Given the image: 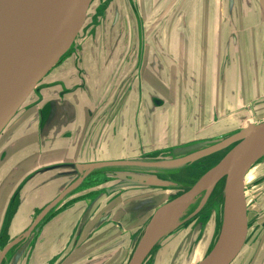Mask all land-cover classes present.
I'll list each match as a JSON object with an SVG mask.
<instances>
[{"label":"rangeland","instance_id":"374dc122","mask_svg":"<svg viewBox=\"0 0 264 264\" xmlns=\"http://www.w3.org/2000/svg\"><path fill=\"white\" fill-rule=\"evenodd\" d=\"M178 1L180 3H176L177 0H93L88 10L86 25L77 37V44L71 48L68 58H71L72 62H78L80 66L82 62L84 63L86 69L82 67V70L86 71L84 74L86 80L93 77L88 63L91 62L97 66L100 62V68L97 70L100 71L96 77L97 84L92 85L96 101L90 99L85 105L87 125L93 128L92 134L96 144L95 148L80 146L76 152L68 153L67 155L73 158L71 162L75 165L66 169L53 170L50 172L51 176L58 177L63 170L80 171L76 162L112 159L139 161L142 165H137L136 168L130 166L102 167L93 172L98 173L101 178H108L102 187L107 192L109 190L112 193L121 192V198H127L131 191L146 188L151 190V194L146 196H150V203L155 204L157 202L155 200L164 193H168L167 199L169 200L173 195L191 188L235 144V142L227 143L230 138L264 121V0H235L233 12L236 16L233 23L228 15L229 0H215V14L211 26L204 27L203 25L204 30H210V36L207 35L205 38L197 37L198 32L195 30L193 13L201 8L199 2L208 3L209 0ZM104 20L107 24L103 23ZM168 30L173 33L175 43L177 40L178 42L182 40L183 49L172 52L165 47L164 41H166ZM96 34L98 39L102 40L100 57L99 51L92 46L93 36ZM233 37L236 38V43ZM226 49H228L227 53ZM67 55L68 53L57 62L40 83L46 82L45 78L51 76L54 70L60 67L61 61L67 60ZM154 55L158 56V65L163 66L162 75L156 74L152 67H148V64L153 62ZM140 62H147V66L142 67L143 64L141 65ZM135 64L137 80L139 77L144 80L143 75L147 73V77L152 78L154 87L162 88L163 96L167 99L166 112H158L152 118L154 123L150 127L144 124L145 117L142 114L145 110L139 102L136 105V114L133 113L131 117L130 132L113 135L108 146L103 145L100 143L101 134L118 110L123 97L116 103L115 113H106L107 117L104 122L93 123L94 118L89 117L87 111L89 108L96 107H100L101 111L104 110L113 98L111 91L116 87L114 84L120 82L124 85L128 77L132 76L136 68H134ZM139 65L143 68L141 73ZM58 78L63 79V76ZM229 80H232V83H229ZM126 86L128 85L121 87L124 89ZM110 97L108 103L100 106ZM34 98L28 99L23 104L0 133V148L6 140H13L7 137L12 134L15 126L18 127L24 121L27 123L35 110ZM147 121L151 122L149 118ZM129 140L131 141L129 147L123 146ZM194 141L199 144L208 143V145L187 150L191 146L189 144H193L191 142ZM218 147L222 148L215 149ZM98 151L108 158L97 157ZM49 156L47 162H43L44 160L37 162L34 156H27L23 159V163L34 171L38 167L43 169L58 160L51 161L52 156ZM4 174L10 177L12 173L6 168ZM28 174L29 172L17 173V177L22 179ZM156 174H162L163 180L168 185L167 190H162L157 185L116 187L118 183L129 180H134L137 184L140 182L166 184L162 179L154 176ZM79 177V173L68 176L67 180L62 181V189L67 188L69 184L73 185ZM262 178H264V151L245 175L249 233L242 251L231 264H264V180L261 181ZM223 184L218 182L215 185L211 198L213 189L208 194L203 193L195 203V206L199 207L196 212L204 213L211 209L203 208L210 198L209 202H212L217 210L215 221L210 222L208 213H206L203 221L200 219L192 226L191 223L197 215L185 213L179 223L184 231L180 236V244L177 245L178 239L169 238L167 233L164 237L168 238L162 242L164 238L162 237L153 251V253L157 251L155 259L152 256L146 264H195L206 256L222 232L224 201L220 196L218 197L217 193ZM149 187L151 188L148 189ZM95 189L96 187L92 185L79 186L64 200L82 199L85 193L95 191ZM15 190L16 186H12L4 191V197L0 201L2 218L6 215L8 202ZM56 199L57 205L64 202L60 200L59 193H55L54 188L46 191L44 189L40 196L38 194L23 208L28 211L27 216L33 214L34 218L44 206ZM23 208L12 213L11 222L3 232L0 258L5 255L6 242L15 239L25 230V228L20 230L16 227L20 220L19 215L24 211ZM103 209L111 210L107 200L103 203ZM32 217L31 220H33ZM40 225L43 223L41 222ZM174 230L177 228L172 229ZM199 232L205 237L198 247L201 246L204 250H200L198 256L191 260L195 251L188 255V243L195 239ZM37 234L38 229H35L29 235L31 237L26 238L27 240L21 239L10 246L6 252L7 256L12 257L10 252L15 251ZM201 252L204 253L201 254ZM127 260L128 256L124 255L109 264H126ZM50 261L39 260L36 264L56 263V261ZM78 262L80 260L71 262V264ZM58 263L70 264L69 260Z\"/></svg>","mask_w":264,"mask_h":264},{"label":"water","instance_id":"95a60500","mask_svg":"<svg viewBox=\"0 0 264 264\" xmlns=\"http://www.w3.org/2000/svg\"><path fill=\"white\" fill-rule=\"evenodd\" d=\"M92 2L93 0H43L41 8L36 12H31L27 7V0H0V133L11 122L23 104L28 99L36 97V89L43 77L72 47L76 46L77 37L86 25L88 10ZM234 4L235 0H229L228 15L232 19V23L236 16L233 12ZM96 38L94 35L92 42ZM233 40L236 43L235 37ZM227 52L228 49H226ZM158 62V56L154 55V60L150 65L155 73L160 75L163 66L158 65ZM121 86L124 85L120 84L117 89L122 88ZM126 89L127 86L122 89V92ZM159 93L143 83H140L139 88L136 89V94H140L144 99L146 112L149 115L154 114L158 109H163L166 105V100ZM53 102H57V99L54 98L41 107V127L45 130V136L52 129ZM54 105L56 107V104ZM57 107L63 109L61 105L57 104ZM34 121L35 117L24 124L19 130V134ZM57 131L60 132V129ZM52 134L53 132L50 133V138L53 137ZM56 134L57 132H54V135ZM234 142L235 144L226 155L188 191L166 203L167 206L187 203L197 196H202L203 193H210L215 185L225 178L223 205L225 211L226 208L230 210L229 222L226 224L224 216L222 232L218 241L205 258L197 264H231L247 241L249 218L244 186L245 174L255 157L264 150V121L227 141L228 144ZM74 165L73 163L66 165L62 163L52 165L50 168L66 169ZM134 165H142V163L131 160H104L86 165L76 164L80 171H76V169L63 170L62 174L79 173L84 176L102 167ZM50 168L46 167L44 170ZM81 176L77 179L81 180ZM78 180L70 188L67 187L62 191L59 196L60 200H63L69 192L76 188ZM131 184H133L132 181H126L121 182L119 186ZM47 214V209L41 212L20 238H16L8 244L4 253L10 246L28 237ZM163 234L158 223V214H156L147 226L135 253L127 264H142Z\"/></svg>","mask_w":264,"mask_h":264},{"label":"crops","instance_id":"0c3cea01","mask_svg":"<svg viewBox=\"0 0 264 264\" xmlns=\"http://www.w3.org/2000/svg\"><path fill=\"white\" fill-rule=\"evenodd\" d=\"M214 4H215V0H209L208 3L199 2V6L201 5L200 6L201 8H198V10L196 9V11L193 13L194 26H195V30L198 32L197 34L198 38L200 37L205 38L207 35L210 36L209 34L210 30L207 29L206 31L204 30V27L211 26V22L213 21L215 14ZM205 21H207L208 23H206ZM101 41L102 40L98 39L97 37L96 40L92 42V46L94 47V49L99 51V57L101 54L100 48H102ZM164 45L165 47H167V49L171 50L172 52L183 49L182 40L180 42H178L177 40L175 43L173 38V33H171L170 30H168L167 32L166 41H164ZM77 64L79 63L75 61L72 62L71 58H69L66 60V62L60 65L59 68L55 69L54 73L51 76H48L47 78L53 77L54 78L53 80H60L64 83V86L71 84L74 85L77 82H80ZM80 67L81 68L84 67V69H86L83 62H82V66ZM88 67L91 69V74L93 77H90L89 80L85 79V86L87 87L86 91L80 89L73 92V95L70 94L69 96H64L62 99H59L57 95L55 97L52 96V94L47 90H45L43 94V96H45L44 100H48V99L51 100L56 98L57 99L56 106L57 104L58 106L59 105L63 106V109H59V114L57 118L52 120L53 122H51V126H52L51 128H53L54 126H58L60 124H63L64 126L66 124L65 120L69 115L72 118H76V121L78 122V125H73L72 127V131L78 133L77 137L75 135L74 136L71 135V137L62 136L63 134H66L67 132L66 129L65 132H62L60 130L59 134L56 137H52L53 139L50 138L51 136L50 133L47 136H45L44 133L43 136L45 137L46 140L43 138L42 144L40 145V141L38 140L37 133L33 129L34 127H32V129L25 130L23 135L19 134L20 133L19 130H21V128L26 123L24 121L20 126L18 127L15 126L12 129V134L10 135V138L13 137L15 140L16 137L17 139L16 145L14 147H9L5 144L7 140L3 142L0 148V201L3 199L4 191L7 188L12 186H17L20 183V181L23 179V178L18 179L17 173H25V172L34 173V170H31L30 167H28L23 163V159H25V157L34 156V158L37 159V162H41L42 160H44L43 162H47L48 157H50L49 155H51L52 156L51 161L55 159H58L57 161H59L63 157L67 158V156H69L67 155L68 153L76 152V150L80 146H82V148H85V144L81 145L82 143H86V142L91 143V141L93 142L96 141L95 137L93 136L92 139L90 138V140H88V137H86L85 133L87 132L89 133L90 128L89 129L87 128V130L84 129V123L85 122L87 123L85 117V105L89 103L90 99L96 101L95 93L92 89V85L97 84L96 77L100 71V70L97 71L100 68V62L97 63V66L94 63L90 62L88 63ZM59 76H63V79H59L58 78ZM71 77L72 79H70ZM148 80L151 82V84L150 83H145V84H147L151 89L153 90L155 89L159 91L163 96L164 93L162 92V88L160 87L159 88L160 90L155 88L154 84L152 83V78L148 77ZM228 82L232 83V80H229ZM114 85L119 86L120 82ZM139 85L140 84L138 83L137 84L138 88ZM57 86L60 87L59 85ZM134 96H135L134 98L135 101L134 100L128 101L127 106L125 107L127 113L124 112L123 114L125 115L127 114L128 116L132 117L133 113L136 114V105L140 102L144 106V110H145V113L143 115L145 117V118L143 117L145 120V124H147L148 126L150 125L151 127L154 123L152 118H154L158 112H163V113L166 112V109L164 107L163 109L156 110L154 114L149 115V113L146 112L147 111L146 104L144 99L141 97V95L135 94ZM33 100L35 101V99ZM166 104H167V99H166ZM41 105L42 103L40 105L38 104L37 106H35V110L34 112H32L27 122H29L33 118V116L37 113V109L39 108V106L41 107ZM131 109L132 111L130 113ZM147 118H149V121L151 122H148ZM128 125L130 127V123ZM111 126L114 127L113 124H111ZM111 128L108 131L106 137L102 139L103 145L108 146L113 135H119V134L121 135V133L124 132V130L122 129L117 131ZM76 143H81V144L78 147H74L73 145ZM42 145H44V147H42ZM94 146L95 143L88 148H95ZM8 150L11 153H13V155H11L10 160L4 162L3 159L1 160V156L3 155V153H6ZM60 163L61 161L59 162L54 161V163L52 164L57 165ZM6 168L8 172L12 173L10 177L4 174ZM12 169H17V170L13 171ZM35 170H40V173H37L36 175H31L30 177L27 178L29 180L27 184L22 188L20 194L22 199L20 209H22L23 206H26L27 202L34 200L38 194L40 196L41 192L44 189L46 191L48 189L54 188L55 193L57 194L58 193L61 194L62 191H64V189H62V185H63L62 181H64L65 179L67 180L68 176L63 175L62 172L59 173L58 177L51 176L50 172L56 169L41 171L44 169L38 167ZM131 192L128 194L127 198L120 197L119 200L121 201L117 203L121 205V208L124 209V210L121 209L123 212L121 211L120 214H121V220L125 222L126 221L132 222L131 220L138 221L139 218L137 219L131 218L133 214H131L132 211H130V209L134 207L137 208V206H139L140 204L146 203V200L141 201L144 197L142 198L137 197L133 195ZM89 202L87 208L88 214L85 212V209L82 208L84 202H79L76 203L70 209L64 210L62 212H58L55 215V217H53L49 221L43 222V225H38L36 228L38 229V234L34 238H31L25 244L23 243L21 247H18L17 249H15V251H13L14 253L10 252L12 257H9L10 260L9 264H28L29 262L31 264H36V262H38L39 260H51L50 262L56 261L55 264H59L58 263L59 261H65V260H69L70 264L71 262L77 260H80V262H78L77 264H109L114 262L115 260H118L121 256L123 257L124 255H126L127 248L129 247V243L123 242L124 239L121 238L120 245H118L119 244L117 243L118 238L120 236L122 237V235L117 234L119 232V229L115 228L113 225L100 227L101 213L96 211L98 209V205H97L98 203L96 202L89 203ZM45 207L46 206H44V208L40 210L38 214H41V212L45 210ZM25 209L26 208H23L24 211L20 213L19 215L20 220L18 221L16 226L17 229L19 228L20 230L24 228L25 230L28 229L31 226L30 225L31 222L32 221L34 222V220L38 215L37 214L34 218L32 217L33 214L27 216L28 211ZM135 214L140 215L137 214V212H135L134 215ZM31 217L33 218V220H31ZM1 218L2 217L0 216V219ZM127 228L128 227H125V229L124 228L123 229L126 230ZM26 238L24 239L27 240L28 238L27 239ZM11 241H9V243ZM116 244L119 247V255L113 257L112 254H114L115 253L114 250L117 249L113 250L112 247ZM202 248L203 247L200 248L201 251H203ZM201 254H203V252H201Z\"/></svg>","mask_w":264,"mask_h":264},{"label":"flooded vegetation","instance_id":"af4514ba","mask_svg":"<svg viewBox=\"0 0 264 264\" xmlns=\"http://www.w3.org/2000/svg\"><path fill=\"white\" fill-rule=\"evenodd\" d=\"M176 3H180V2L177 0ZM103 23L104 24H107V22L105 20H104ZM69 52H68V55H67V59H69L68 57L70 56V53ZM64 62H66V60L63 61V62L61 61L59 63V65H62ZM140 64L141 65L143 64L142 67H144V68L147 66V62H140ZM135 67H136V64H135L134 68ZM142 67L141 66L139 67L140 73L143 70ZM148 67H151L150 63L148 64ZM77 69H78V75H79V78H80V82H77L74 85L73 84H71V85H67L66 84L67 86H64V83L62 81H60V80H53L54 79L53 77L45 78L46 79L45 80L46 82H43V84L42 83L38 84V87H37L36 92H35L36 95L38 94V97L35 98V101H34L35 104H34V106H37L38 104L40 105L42 103V105H41V107H42L47 102H51L52 101V99L51 100L50 99L44 100V96H42V94H44V91L45 90L49 91L52 94V96H54V97L57 95V97L59 99H62L64 96H69L70 94L73 95V92H75L77 90H80V89L86 91L87 90V87L85 86V79H86V77H84L85 76L84 74L86 73V71H83L82 68L79 66V64H77ZM136 69H137V67L135 68L132 76L130 75L128 77L127 81L124 83V85H128L127 86V89H126V92L125 91L122 92V88L117 89L118 87L116 86V87H114L112 89V92H111L112 93L111 97L113 96L111 102L108 103L109 100L111 99V97H110L107 101L105 100V102H103L101 104V106H102V105H105L106 102L108 103L107 107L104 110L101 111L99 109V107H97V108H89V110L87 111L88 116L94 118V122L93 123L104 122L106 120V117H107L106 116L107 115L106 113H108V112L109 113L110 112H114L115 113V111L117 109L115 107L116 106V103L121 100V97H123L122 100H121L122 102L119 104L120 106L118 105V107H119L118 110L113 115V117L108 121V124H107L106 129L101 134V138H100V143L101 144L103 142L102 139L105 138L106 135L108 134V131L110 130V125L111 124H113V126H114V127L111 128L113 130H117L118 131V130L122 129V130H124V132H126V131L127 132H130V127L128 126V124L131 121V116H128L127 114L126 115L123 114L124 112L127 113V110H126L125 107L127 106L128 101H133L134 100V98H135L134 95L136 94V89H137V84L138 83L139 84L140 83H144V84L145 83H150L151 84V82L148 80V77H146L147 73H145V75H143L144 80L141 79L140 77H139V80H137L138 77H137V72H136L137 70ZM70 79H72V77ZM57 85H59L60 87H58ZM41 92H42V94H41ZM159 95L162 96L161 93ZM138 98H139V96H138ZM56 103L57 102H53L52 103V106L54 107V109H53L54 111L53 112L51 111V119L52 120L56 119L57 116H58V114H59V109L57 108V106L55 107V105H54ZM41 107L39 106V108L37 109V113L33 116V117H35V121L31 125L27 126V129H26V130H28V129H32V127H34L33 129L37 133V137H38V140L40 141V145L42 144V139L45 138L43 136L45 130L42 129V127H41L42 126ZM131 108H132V106H131ZM131 111H132V109L130 110V113H131ZM142 115H144V113ZM65 121H66V124L64 126H63V124H60L58 126H54L51 129L50 133L53 132V134H52L53 137H56L58 135V132L59 131H56V130H59V129L62 132H65V129L67 131L66 134H63L62 136H65V137H71V135H73V136L75 135L76 137L78 136V133L77 132L75 133V131L74 132L72 131L73 125H78V122L76 121V118H72L71 116L68 115ZM144 124H145V122H144ZM87 128L89 129L87 123L85 122L84 123V129L87 130ZM92 131H93V128L90 127V129H89L90 135H89L88 132L85 133L86 137H88V140H90V138L92 139V136H93ZM54 132L55 133L57 132V134L54 135ZM7 139H10V136H8ZM12 139H13V141L12 140H9L5 144L7 146H9V147H14L16 145V143H17V139H16V137H15V140H14L13 137H12ZM94 143L96 144V141L95 142L91 141V143L90 142L89 143L86 142V143H82V144L81 143H76L73 146L74 147H78L80 144L81 145L85 144V147H91ZM191 143H193V144H189L191 146L188 147L187 150H192V149L198 148V144L199 143H197L196 141L191 142ZM130 144H131V141L129 140L123 146L129 147ZM161 151H164V150H161ZM156 153H158V152H156ZM11 155H13V153H11L8 150L6 153H3V156L1 157V160L3 159L4 162L10 160ZM96 156L97 157H100V159H102V158L103 159H107L108 158V157L105 158L103 155H101L99 151L97 152V155ZM112 160H107V161H112ZM114 160H116V159H114ZM59 161H69V162H63L65 165L66 164H72L73 162H71V161H73V158L71 159V156L69 155V156H67V158L63 157ZM99 161H101V160H99ZM56 162H58V161H56ZM89 163H92V162H76V164H80V165H86V164H89ZM60 164H62V162ZM136 166L137 165L130 166V167H132V168L135 167L136 168ZM50 167H52V165H49L48 166V168H50ZM43 169H45V168H43ZM51 169L52 168H50L48 170H51ZM12 170L14 171V170H17V169H12ZM48 170H41V171H48ZM37 173H40V170H35L34 173L33 172L32 173H29L16 186V190L13 193V195L11 196V198H10V200L8 202L7 210H6V213H5L6 215H5L4 218H1L0 219V243L3 240V235H4L3 232H4V230L6 229L7 225H9V223L11 222L10 220L12 218V213H16L17 211H19L18 209H20V207H21L22 199H21L20 194H21L22 188L27 184V182L29 180L27 178L30 177L31 175H36ZM156 173H159V172H156ZM70 175L71 174H66V176H70ZM79 176H81V175H79ZM154 176H156L158 179L159 178L162 179V181L166 183V181L163 180L162 174H160V175L156 174ZM81 177H82L81 180L80 179L79 180L77 179L79 182L77 183L75 189H77L79 186H82V185H83V187L84 186H91L92 185V186H95L96 187L95 191L92 190V191H89V192L85 193L86 195L82 199H72V198H68V199L64 200L68 196V195H66L65 198L63 199L64 202L61 203L60 205H57L56 204L57 203V200H52L51 202L48 203L50 205L47 208H45V209H47L49 216L45 217L43 219V221H40L37 224V226L40 225L41 222L43 223L45 221H49L50 219H52L53 217H55V215L58 212H62L64 210L70 209L76 203H79V202H84V204L82 205V208H84L85 209V212L88 214V209H87L88 208V202L89 201H90L89 203H95L96 202V203H98L97 204L98 205V209L96 208L97 209L96 211L101 213L100 214V218H101L100 227L107 226V225H109V226L110 225H113L115 228L119 229V232L117 234L122 235V237L120 236L118 238V242H117V243H119L118 245H120L121 238L124 239L123 242H125V243L128 242L129 243V247L127 248V253H126V256H128V260L126 261V264L131 260V258L133 256V254L135 253L136 248H137V246H138V244H139L142 236L144 235V233L146 231L147 226L150 224L151 220L154 218V216L157 214V212L160 210V208L164 204H166L167 202L175 199L176 197H178V196H180L181 194L184 193V192H179L178 194L173 195L172 198H170L169 200L167 199L168 193H164L163 196H161V197H159L158 199L155 200V201H157L155 203L156 204L155 205V204H151L150 203V200H151L149 198L150 196H146V195L151 194V190H147L146 188L140 189V190H138V189L133 190L131 193L133 195L137 196V197H144L141 201H145L146 200V204H140L139 206H137V208L134 207V208L130 209V211H132L131 214H133V216H131V218L132 219L139 218L140 220L138 219V221L131 220L132 222H128V221L125 222V221L121 220V214H120L121 211L124 210V209L121 208V205L117 204L118 202L121 201L119 199H120L122 193L121 192H114V193H112V192H110V190L107 192L105 189H102V187L105 185V183L108 180V178H105V179L103 177L101 178V176L98 173H94V172H91V173H89L87 175H84V176L82 175ZM262 180H264V178H262L261 181ZM129 181H131V180H129ZM132 182H133V184L129 185L131 187H133V186L134 187L135 186H141V187H143V186H152V185L154 186V185H157V186L161 187L162 190H167L166 188H168L167 183L163 185V183H145V184H143L144 182H140L139 184H137V183H134V180ZM219 182H222V183L225 184V178H222ZM119 184L120 183H118L116 185V187H118V188L125 187V186H119ZM224 184L222 185V187H220V190L218 192L219 194L217 193L218 197L220 196V194H222L220 196L222 198V200L224 199V187H223ZM71 186L72 185L69 184V188ZM150 188L151 187H149L148 189H150ZM188 190H186V191H188ZM214 191H215V189L212 190L211 195H210V198L214 194ZM70 193H72V191L69 192V194ZM70 195H72V194H70ZM106 195H109V196H106ZM59 196H60V194H59ZM210 198H209V200H210ZM106 200H107L108 206H111V210L110 211L109 210L108 211H105L106 208H105V210L103 209V203ZM209 200L205 204V206L203 207V208H211L209 211H206L204 213H202L200 211L202 214L201 213L199 214V211L196 212V210L199 208L198 206H195V203L198 201L197 200L195 203H193V204H191V205H189L187 207V209L184 211V213L179 217V220L177 221V223L174 224V226L169 231H167L166 233H164L162 235V237H164L168 233V237L169 238L171 237L172 239H178L177 245L180 244L179 243L180 242V238H181L180 236L183 235L181 233L184 232V231L179 226V223H180V220H181L182 216L185 213L186 214H192L193 216H196L197 215V217H199L198 219L196 217V219H194L192 223L190 222L192 224V226H194L197 223V221H199L200 219L203 221L205 219L206 213H208V216L210 218V222L213 223L215 221V217H216L217 210L214 207L215 205L212 202L210 203ZM135 212H137V214H140V215H136V214L134 215ZM223 212H224V207H223ZM37 216H39V214ZM32 223H33V221L31 222V224ZM37 226H36V228H37ZM125 227H128V229L127 230H124L123 228H125ZM175 227L177 228V230L172 231V229H174ZM170 231H172V232L169 234ZM23 233L24 232L20 233V235L23 234ZM185 233H188V232H185ZM19 236H17V237H19ZM168 237H164L162 239V242L166 238H168ZM204 237L205 236L203 235V233L199 232L198 236L195 239L191 240L188 243V248H189L188 255L191 254L192 251L193 252L195 251L191 260H193L198 255V252H199V250L201 248V246L198 247V245H199V243L202 241V239ZM16 238L13 239V240H16ZM8 243L9 242H6V244L4 245L5 248L8 246ZM157 243L149 251V253L145 257V259L142 262V264H146V261L148 262L152 256L155 259V255L157 254V251H155L154 253H153V251L155 250V247L158 245ZM112 249L113 250L114 249H117V250H114L115 253L112 254L113 257H116L117 255H119V247L117 246V244L114 245L112 247ZM203 250H204V248H203ZM2 262L4 264H9V262H10L9 257L7 256L6 253H5V255L2 256V258H0V264H2Z\"/></svg>","mask_w":264,"mask_h":264},{"label":"bare ground","instance_id":"6f19581e","mask_svg":"<svg viewBox=\"0 0 264 264\" xmlns=\"http://www.w3.org/2000/svg\"><path fill=\"white\" fill-rule=\"evenodd\" d=\"M42 3H43V0H27V7H28V9L31 12H36V11H38L41 8ZM207 145H208V143L199 144L198 148L202 147V146L203 147L204 146L207 147ZM263 151L261 153H263ZM261 153H259L255 157L254 161L259 157V155ZM254 161L252 162V164L254 163ZM249 168L247 169L246 174H247ZM200 197L201 196H197V197L193 198L192 200H190L187 203L176 205V206H167L166 204H164L160 208V210L157 212V214H158V223L160 225V228H161L162 232L166 233L167 231H169L174 226V224L177 223V221L179 220V217L184 213V211L187 209V207L189 205L195 203L197 200H199ZM48 205L46 207H48ZM224 216L226 217V224H227L229 222V218H230V210L228 208H226V211L224 209ZM19 237H17V238H19ZM204 258H205V256L202 259H200L198 262H196L195 264L199 263Z\"/></svg>","mask_w":264,"mask_h":264},{"label":"trees","instance_id":"16d2710c","mask_svg":"<svg viewBox=\"0 0 264 264\" xmlns=\"http://www.w3.org/2000/svg\"><path fill=\"white\" fill-rule=\"evenodd\" d=\"M224 182V181H223ZM222 194H220V196H221ZM224 200V199H223Z\"/></svg>","mask_w":264,"mask_h":264}]
</instances>
